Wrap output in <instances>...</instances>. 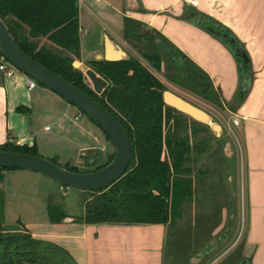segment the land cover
I'll return each instance as SVG.
<instances>
[{
  "label": "crops",
  "instance_id": "obj_1",
  "mask_svg": "<svg viewBox=\"0 0 264 264\" xmlns=\"http://www.w3.org/2000/svg\"><path fill=\"white\" fill-rule=\"evenodd\" d=\"M78 3L81 58L74 62L76 69L93 70L90 62L99 61L104 54L105 38L122 48L130 58L137 59L127 51L125 19H130L140 30L166 38L208 75L220 101L226 108L229 106L226 110L232 116L229 122L221 124L233 146L231 155L225 153L224 156H233L235 160L232 175L236 183H232V194L239 217L236 228L243 247L241 260L233 264H264V0H193L192 3L185 0H78ZM197 14L227 27L244 45L252 72L248 84L241 82L240 63L229 48L195 24L193 18ZM144 62L154 73L155 69ZM46 101L57 111L60 109L56 114L63 113L57 117L59 129L63 124L72 123L68 119L71 107L59 95L39 86L30 89L26 75L21 72L6 77L0 70V146L10 143L36 147L37 152L53 150L55 158H59L57 151L62 148V137L52 135L49 124L43 130L40 128L42 113H38V108L45 106ZM236 106V112H232L230 108ZM19 108L26 109L27 113ZM235 118L239 120L237 126L233 124ZM79 119L77 115L74 122ZM66 131H70L68 126ZM197 145H191L194 148L191 161L193 156L202 159L208 151ZM83 149L84 160L86 153L94 148ZM225 151L228 150L225 148ZM184 166L190 172L185 174L191 180L188 197L180 199L179 205L171 203L176 213L171 215L168 224L145 225L79 223L74 221L76 215L68 212L69 218L63 223L52 224L48 212L37 220L36 208L30 211L33 218H23L13 208L20 196L15 195L16 189L9 187L15 175L3 172L0 199L3 196L5 208L0 217V230L15 234L29 232L35 239L55 243L67 250L77 264H166L170 226L183 216L186 205L191 210L198 205L199 225L209 220L215 222L212 232L223 228L226 218L230 217L232 195L227 202L215 185L213 193H207L213 183L209 184L211 168ZM230 177L228 182H233ZM45 207L47 209V205Z\"/></svg>",
  "mask_w": 264,
  "mask_h": 264
},
{
  "label": "trees",
  "instance_id": "obj_2",
  "mask_svg": "<svg viewBox=\"0 0 264 264\" xmlns=\"http://www.w3.org/2000/svg\"><path fill=\"white\" fill-rule=\"evenodd\" d=\"M0 18L26 55L108 110L130 137L132 162L126 175L110 188L89 192L93 199L74 221L108 225L168 224L171 215L176 213L171 203L179 205L180 199L188 197L191 180L186 176L189 168L184 165L192 160V144L189 143L191 136L182 137L185 128L175 120L177 115L182 119L190 118L165 105L164 83L135 58L118 62L92 61L90 68L109 83L104 93L97 95L82 71L74 66L81 58L78 0H0ZM193 19L235 55L241 67V82L248 84L252 78L250 59L234 33L205 15L197 14ZM125 38L128 41L146 39L149 51L144 52L143 57L155 70L162 72L164 63L167 64V68L174 71L173 75L165 74L169 81L186 86L196 94L210 95V101L222 105L208 75L166 38L160 35L161 42H158L130 19H125ZM237 108L230 110L236 112ZM18 110L27 113L24 108ZM193 122L210 132L208 126ZM191 134L194 136L196 132ZM218 142L224 146L222 139ZM0 151L40 156L36 147L10 143L0 146ZM113 158L95 171L107 166ZM2 171L7 170L0 169V183L4 180ZM0 203L3 210L4 201ZM47 212L52 224H61L69 218L62 207L52 203L48 204ZM0 217H3L2 211ZM26 263L77 264L67 250L55 243L35 239L29 232L15 234L0 230V264Z\"/></svg>",
  "mask_w": 264,
  "mask_h": 264
},
{
  "label": "rangeland",
  "instance_id": "obj_3",
  "mask_svg": "<svg viewBox=\"0 0 264 264\" xmlns=\"http://www.w3.org/2000/svg\"><path fill=\"white\" fill-rule=\"evenodd\" d=\"M146 33L145 31H143ZM154 36L158 42L160 39L149 33V36ZM146 40V39H145ZM141 39L132 38L127 43V51L141 63L145 64L143 57L144 52L149 50L146 48V41ZM156 77H158L166 86L168 90L173 91L177 95L183 97L193 105L207 112L217 124L229 122L231 115L226 110V106L222 103L216 104L210 101L212 98L209 96H202L191 91L186 86H179L169 81L165 74H174L172 69L167 68V64L164 63L162 72L153 71ZM86 77V80L91 89L94 91V85L90 79L86 76V72H82ZM100 76V75H99ZM101 77V76H100ZM40 88H45L38 84ZM47 89V88H45ZM63 99V98H62ZM64 100V99H63ZM67 105L71 107L69 111L68 119L69 122L62 125V128H58L56 125L57 117L62 116L63 113L60 109L57 111L56 108L50 106V102L46 101V105L38 108V113H42V121L40 128L42 130L48 125L49 129H53L52 135H58L62 137L63 143H61V150L57 151L60 155L59 158H55L53 154L56 151H39L38 154L49 160H53L58 163L61 167L69 168L77 172H93L96 168L108 163L115 155L114 145L107 139L103 131L93 123L85 114L77 110L71 103L64 100ZM216 101H218L216 99ZM64 112V111H63ZM50 113H54L53 116ZM80 116L79 122H74L76 116ZM176 123L182 124L183 135L182 137H190V144H200L203 148H208V151L204 154L202 159L193 156V161L186 162V166L190 168H211L209 173V184L211 188L207 190V193H213L212 186L215 185L223 196L226 197L227 202L231 197L230 203V217L226 218L223 228L216 229L212 232V228L215 222H202L198 224V215L201 212L198 205L196 204L195 209L189 205L185 206L183 216L174 222L170 226L168 238H167V249H166V264H188L189 261L194 257L198 256L200 261L197 264H233L239 262L241 257L242 237L237 231L238 215L235 211V201L233 196V185L234 175H232V168L235 164L233 156L230 158L225 157L227 153L223 148V144L218 142V139L212 131H206L203 126L195 124L192 119H182L178 115L175 117ZM76 123V124H75ZM173 124V123H172ZM67 126L70 131H66ZM196 132V135L192 136L191 132ZM225 140L230 142L227 135H223ZM84 147L94 148L86 153L84 160L82 154H84ZM233 147V146H232ZM194 149V148H192ZM233 152V150H232ZM188 168V167H187ZM9 174L15 175V178L9 181V187L16 189L15 195L20 197L14 203V211L19 213L23 218H33V214L30 212L31 209L37 211V220H40L43 214L47 213L45 205L49 203L62 207L66 212L76 215V218L81 216L84 211V206L88 204L93 198L89 192H83L67 187H63L60 184L51 181L49 178L24 170H7L2 171ZM233 182H228L231 178ZM4 181V180H3ZM3 181L0 183L2 184ZM11 182V183H10ZM235 186V185H234ZM0 192H2L0 190ZM3 193V192H2ZM0 200L4 201V198ZM0 203V212H4ZM228 209V204H227ZM204 211V210H203ZM205 212V211H204ZM34 213V212H33ZM206 214V212H205ZM79 215V216H78ZM223 221H225L223 219ZM228 222V223H227ZM225 224L227 225L226 228ZM214 227H216L214 225ZM225 229V230H224ZM203 252V253H202ZM194 262L196 260H193Z\"/></svg>",
  "mask_w": 264,
  "mask_h": 264
},
{
  "label": "water",
  "instance_id": "obj_4",
  "mask_svg": "<svg viewBox=\"0 0 264 264\" xmlns=\"http://www.w3.org/2000/svg\"><path fill=\"white\" fill-rule=\"evenodd\" d=\"M113 47L115 51H113ZM0 52L21 73L59 95L81 113L85 114L109 137L115 148L113 160L104 168L93 172L76 173L38 155L9 151H0V169L38 173L63 187L91 193L110 188L122 179L132 162V147L130 137L120 122L91 97L26 55L19 48L1 18ZM129 59V55L122 48L105 38L104 54L99 57V61L118 62ZM86 76L94 85V92L97 95H102L109 86V83L93 70H88ZM163 101L166 106L175 109L200 124L208 126L210 131L215 133L218 140H223L224 148L226 147L229 152L233 150L231 143L223 139L225 133L222 125L215 123L207 112L168 89L163 93ZM28 122L29 124L32 123L31 118H29ZM193 260L196 261L194 262ZM199 261V257L194 256L189 261V264H197Z\"/></svg>",
  "mask_w": 264,
  "mask_h": 264
},
{
  "label": "built area",
  "instance_id": "obj_5",
  "mask_svg": "<svg viewBox=\"0 0 264 264\" xmlns=\"http://www.w3.org/2000/svg\"><path fill=\"white\" fill-rule=\"evenodd\" d=\"M185 1H187L189 3L193 2V0H185ZM0 70L4 73V75L6 77H12L16 73L20 72L15 66H13L11 63H9L3 56H2V59L0 62ZM26 77H27V84H28L30 89H34L36 86H38L37 82H35L31 78H29L28 76H26ZM233 124L235 126L239 125V120L237 118H235L233 120Z\"/></svg>",
  "mask_w": 264,
  "mask_h": 264
},
{
  "label": "flooded vegetation",
  "instance_id": "obj_6",
  "mask_svg": "<svg viewBox=\"0 0 264 264\" xmlns=\"http://www.w3.org/2000/svg\"><path fill=\"white\" fill-rule=\"evenodd\" d=\"M100 170V169H99Z\"/></svg>",
  "mask_w": 264,
  "mask_h": 264
}]
</instances>
